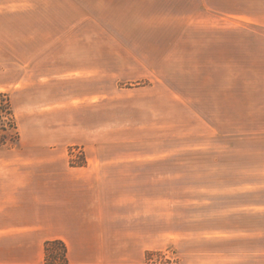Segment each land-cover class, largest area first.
Wrapping results in <instances>:
<instances>
[{"label":"crops","instance_id":"0c3cea01","mask_svg":"<svg viewBox=\"0 0 264 264\" xmlns=\"http://www.w3.org/2000/svg\"><path fill=\"white\" fill-rule=\"evenodd\" d=\"M245 5L239 10H253ZM204 9L232 10L229 1L225 8L215 3ZM36 16L17 20L6 55L15 66L0 65V91H10L20 118V144L0 148V264H166L146 259L169 241L168 233H154L153 153L100 146L105 119H127L119 130L128 142L137 140L138 125L146 133L147 126L162 129L169 119H209L210 139L223 141L233 170L256 173L249 177L255 185L233 182L231 192H264V68L258 62L264 54L234 50L226 37L224 52L210 59L208 116H185V99L165 82L142 86L152 88L143 95L119 86L121 76L152 74L146 61L162 54L137 51L132 37L96 19ZM136 65L140 71L131 72ZM172 104L177 111L170 114ZM74 144L83 145L85 163L70 162ZM240 207L235 218L244 214ZM256 207L263 219L264 200ZM53 240L64 243L66 262H45V244ZM225 258L218 264H233L232 251ZM176 264L194 263L181 257Z\"/></svg>","mask_w":264,"mask_h":264},{"label":"rangeland","instance_id":"374dc122","mask_svg":"<svg viewBox=\"0 0 264 264\" xmlns=\"http://www.w3.org/2000/svg\"><path fill=\"white\" fill-rule=\"evenodd\" d=\"M226 1L232 10L204 9L215 3L225 8ZM242 1L244 5L241 0H0V65L15 66L6 55L15 40L18 19L31 20L34 15L38 19L44 18L43 15L54 20L96 19L122 37H132L137 51L150 50L163 55L146 61L152 74L121 76L119 86L141 91L143 95L152 88L142 86L165 82L185 99V116L207 117L210 59L212 54L219 57L224 52L225 38L233 39L234 50L242 48L264 54V0ZM18 4L23 8L17 10ZM245 4L253 10L240 11L241 6L246 8ZM36 6L48 10L33 13ZM11 34L12 39L8 38ZM238 37L245 40L238 43ZM258 62L264 68V59ZM138 67H131V72L140 71ZM0 92L8 95L16 123L13 133L6 131L5 126L1 129L0 119V148L16 147L20 144V118L10 91ZM153 94L161 93L153 89ZM169 111L176 113V104ZM1 116L6 114L0 108ZM127 121L105 119L99 125L103 126L99 132L105 137V144L99 142L112 153L123 147L153 153L152 160L149 158L147 162L151 160L154 167V233L162 236L168 233L169 241L161 249L147 252V261L176 264L185 257L194 264H218L226 260V251H232L233 264H264V253L258 255L259 259L257 256L258 249L264 250V218H257L256 207L257 200H264V192L258 191L256 195L255 188L245 190L244 195L231 192L233 182L246 180L255 185L256 180L251 177L249 181V177L256 173L233 170L232 157L228 159L223 154V141L210 139L209 119H169L162 129L156 124L147 126L146 133L138 125L137 140L130 142L121 141L127 134L119 130ZM141 134L152 136V140H144ZM69 155L71 163H85L82 144L70 146ZM138 161H144V157L138 156ZM240 203L244 214L235 218L234 210ZM61 243L46 242L45 262H66V248Z\"/></svg>","mask_w":264,"mask_h":264},{"label":"trees","instance_id":"16d2710c","mask_svg":"<svg viewBox=\"0 0 264 264\" xmlns=\"http://www.w3.org/2000/svg\"><path fill=\"white\" fill-rule=\"evenodd\" d=\"M0 97H2V103H0V108L1 110L6 114V117H2L1 116V129L3 126H5L4 129L9 130L10 132L13 130V133L16 130V123L13 117V113L11 110V104H10V99L8 98V95L5 92H0ZM6 119L5 123L3 122L4 119ZM2 129V130H4ZM63 245V243H61ZM47 245H46V252H47ZM64 250H65V246H64Z\"/></svg>","mask_w":264,"mask_h":264}]
</instances>
